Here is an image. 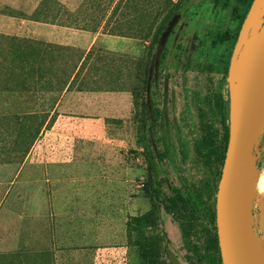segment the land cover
<instances>
[{"label":"rangeland","instance_id":"374dc122","mask_svg":"<svg viewBox=\"0 0 264 264\" xmlns=\"http://www.w3.org/2000/svg\"><path fill=\"white\" fill-rule=\"evenodd\" d=\"M217 1L184 2L175 12L179 14L177 22L156 52L153 38L158 25L179 0H0V74L15 77L22 73L24 61L29 65L34 53L46 54L47 47L43 50L40 44L49 42L45 41L49 38L56 42L70 34L84 45L100 31L115 37L105 43L119 50L118 55L101 59V76L109 87L124 88L131 98L126 115L106 118L109 130L99 136L98 162L93 161L95 155L84 147L83 139L74 134L66 138L52 136L49 145L36 148L40 158L64 159L73 171H79L80 164L75 161L84 159L83 165L89 166L84 175L99 176L98 180L71 179L67 201L70 208L57 214L49 208L54 194L46 186L16 183L5 192L9 185L5 181L19 167L37 134L33 127L38 116L20 117L12 149H0V180L4 181L0 183V264L31 262L30 255L21 257L22 247L16 249L15 236L22 229L17 226L19 222L37 218L44 224L56 219L69 222L67 230L73 242L69 264L198 262L205 241L204 234L197 230L200 227L193 226L197 235L185 234L176 216L162 205L160 213L154 209L144 153L142 106L147 102L150 107L165 110L155 126L158 146L163 151L156 171L161 195L172 194L182 176L212 201L217 174L204 164L194 140L201 133L199 120L213 96L224 90V71L242 15V9L233 12L223 7V0ZM53 50L62 71L69 69L73 54H78L62 49L58 43ZM153 57L157 61H152ZM44 59L42 65H46ZM148 68L155 78L147 92L144 78ZM263 163L264 154L257 159V176L264 177ZM37 165L39 170L45 169L44 162ZM176 214L182 216L184 212ZM258 215V208L253 206L254 230L262 234L264 222L260 223ZM50 226L52 231L63 230L54 223ZM8 248L19 257H7ZM199 264L208 263L202 260Z\"/></svg>","mask_w":264,"mask_h":264},{"label":"crops","instance_id":"0c3cea01","mask_svg":"<svg viewBox=\"0 0 264 264\" xmlns=\"http://www.w3.org/2000/svg\"><path fill=\"white\" fill-rule=\"evenodd\" d=\"M63 38L65 40L56 42L49 38L45 40L49 42L40 44L43 50L47 47L46 54L34 53L31 63L26 65L28 62L24 61L25 69L17 76L5 77L0 74V149L8 152L12 149L21 116L32 114L39 118L33 127L34 134H37L29 152L16 171L5 181L9 184L5 192L16 183L32 182L34 187L46 186L54 194L50 199L49 208L55 214L69 210L67 201L73 179L98 180L99 176L84 175L89 167L83 165L84 159L75 161L80 164L79 171H73L69 162L64 159L47 160L44 153L42 155L45 158H40L36 148L49 145L52 136L66 138L74 134L75 137L83 139L84 147L95 155L93 161L98 162L99 136L109 130L106 118L126 115L131 99L124 88L109 87L101 76L104 70L101 59L119 53L111 43H105L115 37L99 31L84 45L80 44L79 38L70 34L64 35ZM51 41H54L53 45ZM56 43L66 51L78 52L77 55L73 54L69 69L62 71L61 66L57 67L56 64L60 62L56 58V50H53ZM63 55L68 57L72 54ZM43 59L46 65L41 64ZM40 162L45 163L44 170L43 167L38 169L37 164ZM30 163L32 167L29 166ZM3 182L0 180V183ZM50 223L62 227L63 230L52 231ZM17 226L22 229L15 236L16 249H24L20 252L23 259L31 256V259L28 258L31 262L23 261V264H47L48 260L51 264H54V260L55 264H69L73 242L72 233L67 230L71 226L67 220H48L47 224H44L37 218L30 222L21 221ZM45 227L48 229L45 230ZM28 228L30 229L26 231ZM8 251L7 257H19L11 248H8Z\"/></svg>","mask_w":264,"mask_h":264},{"label":"water","instance_id":"95a60500","mask_svg":"<svg viewBox=\"0 0 264 264\" xmlns=\"http://www.w3.org/2000/svg\"><path fill=\"white\" fill-rule=\"evenodd\" d=\"M263 8L264 0H252L228 65V139L215 196L222 264H261L253 228V197L254 145L264 128V20L254 21ZM178 17L172 16L161 32L159 51Z\"/></svg>","mask_w":264,"mask_h":264},{"label":"trees","instance_id":"16d2710c","mask_svg":"<svg viewBox=\"0 0 264 264\" xmlns=\"http://www.w3.org/2000/svg\"><path fill=\"white\" fill-rule=\"evenodd\" d=\"M186 1L188 0H179L159 23L153 38V42L156 43L157 46L159 36L167 24L166 20L171 14L176 15L177 13L175 12L180 10L183 3ZM251 2L252 0H223L222 5L224 8L233 12L237 10V8L242 9V15L240 16L241 25ZM217 3H220V0H218ZM236 38L237 34L235 39ZM16 39L17 38H14V40ZM228 65L229 61L224 71V90L222 93H217L213 96L210 107L199 120L201 133L194 140L195 148L200 154L202 161L208 168L214 169L215 172H213L217 174L218 181L228 139ZM148 74L147 69L146 77L144 78L145 90L149 82ZM153 79L154 77H152V80ZM164 113V109L158 110L155 107H150L147 102L142 106L143 128L146 136L144 153L147 175L152 183L151 195L154 209L160 213V205H162L166 212L176 216L185 234L190 235L194 233V235H197L198 231L204 234V246L203 250H200L202 255L195 264H199L202 260L207 261L208 264H222L216 233L215 198L209 201L199 187L182 176H180V186L176 188L172 194L168 197L161 195V182L160 178L156 176V171L159 168L163 151L158 146V140L155 136V126L159 124L158 121L164 116ZM260 138L264 141V128L260 133ZM263 151L264 150L261 152V156H263ZM181 210H183L184 214L178 216L176 213ZM194 225L200 227L197 228L198 231L193 227Z\"/></svg>","mask_w":264,"mask_h":264},{"label":"bare ground","instance_id":"6f19581e","mask_svg":"<svg viewBox=\"0 0 264 264\" xmlns=\"http://www.w3.org/2000/svg\"><path fill=\"white\" fill-rule=\"evenodd\" d=\"M263 13H264V8L259 13L254 23H256L257 20L259 19L260 14H263ZM263 196H264V177L259 174V176L256 177V181H255L253 206L254 208H258L259 210L258 218L261 224H263L264 222V197ZM254 233H255V243H256L257 254H258L260 263L264 264V232L260 234V233H256L254 230Z\"/></svg>","mask_w":264,"mask_h":264},{"label":"built area","instance_id":"2783aa9c","mask_svg":"<svg viewBox=\"0 0 264 264\" xmlns=\"http://www.w3.org/2000/svg\"><path fill=\"white\" fill-rule=\"evenodd\" d=\"M263 15H264V13L263 14H261L260 16H259V20H260V22H262L264 19H263ZM264 148V141H262L261 140V138H260V136L257 138V140H256V143H255V145H254V152H255V154L257 155V159L259 160L260 158H262V156H261V152H262V149ZM264 164V163H263ZM263 169H264V165H263Z\"/></svg>","mask_w":264,"mask_h":264},{"label":"flooded vegetation","instance_id":"af4514ba","mask_svg":"<svg viewBox=\"0 0 264 264\" xmlns=\"http://www.w3.org/2000/svg\"><path fill=\"white\" fill-rule=\"evenodd\" d=\"M179 15V14H178ZM174 16V15H173ZM162 48V47H161ZM161 50V49H160ZM157 52H159V47L157 46ZM152 61H157L156 60V57H154V59L152 60ZM148 78H149V82L147 83V88H146V91L148 92V90H149V84H150V82H151V80H152V77H154L155 78V74H152V71H151V68H148Z\"/></svg>","mask_w":264,"mask_h":264}]
</instances>
